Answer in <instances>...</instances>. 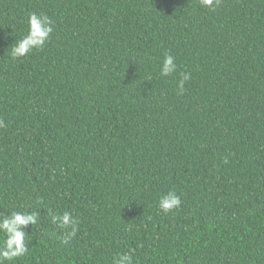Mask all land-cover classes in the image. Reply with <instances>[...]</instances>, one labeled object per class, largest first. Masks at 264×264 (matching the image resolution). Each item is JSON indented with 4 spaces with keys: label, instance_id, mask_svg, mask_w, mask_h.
<instances>
[{
    "label": "trees",
    "instance_id": "1",
    "mask_svg": "<svg viewBox=\"0 0 264 264\" xmlns=\"http://www.w3.org/2000/svg\"><path fill=\"white\" fill-rule=\"evenodd\" d=\"M0 121V217L38 214L6 264H264V0H0Z\"/></svg>",
    "mask_w": 264,
    "mask_h": 264
},
{
    "label": "clouds",
    "instance_id": "2",
    "mask_svg": "<svg viewBox=\"0 0 264 264\" xmlns=\"http://www.w3.org/2000/svg\"><path fill=\"white\" fill-rule=\"evenodd\" d=\"M214 0H202L205 7H211ZM53 21L45 14L31 13L28 19V33L23 36L15 46L11 49V55L16 57H24L33 49H42L53 32ZM176 70L175 58L170 54H165L161 75L168 76ZM188 74H183V78L179 83L181 91L184 89V82L189 79ZM0 126L3 122L0 121ZM181 205L180 197L175 191H169L159 200V208L168 213L174 209H178ZM38 214L36 212H18L13 211L8 216L0 217V233L4 239L0 244V264H6L17 258L24 256L28 252V245L25 242V228L28 225H36ZM52 223L61 226H71V231L65 235L62 244H68L76 235L77 221L73 219L70 213L65 212L63 215H53ZM113 264H132L130 254H121L114 258Z\"/></svg>",
    "mask_w": 264,
    "mask_h": 264
}]
</instances>
